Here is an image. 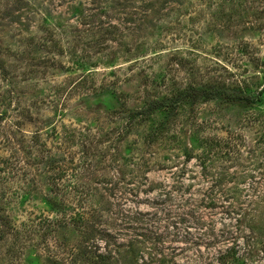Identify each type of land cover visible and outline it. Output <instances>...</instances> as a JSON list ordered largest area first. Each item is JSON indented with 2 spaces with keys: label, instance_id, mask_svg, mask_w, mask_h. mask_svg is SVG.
Returning <instances> with one entry per match:
<instances>
[{
  "label": "rangeland",
  "instance_id": "1",
  "mask_svg": "<svg viewBox=\"0 0 264 264\" xmlns=\"http://www.w3.org/2000/svg\"><path fill=\"white\" fill-rule=\"evenodd\" d=\"M258 4L0 0V264H264V93L152 140L160 112L130 119L190 84L259 91Z\"/></svg>",
  "mask_w": 264,
  "mask_h": 264
},
{
  "label": "trees",
  "instance_id": "2",
  "mask_svg": "<svg viewBox=\"0 0 264 264\" xmlns=\"http://www.w3.org/2000/svg\"><path fill=\"white\" fill-rule=\"evenodd\" d=\"M245 4L248 8H251L252 3L256 5V2L258 3H264V0H244ZM262 10L264 11V7H262ZM246 47V45H245ZM259 62V59L256 61ZM257 64V63H256ZM259 64V63H258ZM264 65V61L261 63ZM264 93V85L260 88L259 91H254L251 89V87L248 86V84L244 81L243 83L237 85H228L224 82H206V83H200L197 85L190 84L184 88L177 89L171 97L161 98V99H153L149 102L146 108L140 109L139 111H135L132 114H130L131 121L136 118V116L139 115H150L154 112H160L161 113V120L157 127L152 131L150 134L151 140L156 138L161 132L164 131L166 126L173 120L176 112L180 108V106L188 105V106H194L199 102H207L211 100H217L223 103L228 104H235L243 107H248L253 104H256L260 101L261 95ZM187 159H189L191 156V153L186 152ZM71 206V205H70ZM72 208L76 206H71ZM71 208V209H72ZM84 212L78 211L77 215L78 220L80 222H86L88 218L87 215H83ZM85 256L86 252H83ZM92 260L93 264H109L110 257L106 254H103L101 252L94 254L93 256L88 257ZM221 264H227L226 257L221 256L220 258ZM233 264V263H232Z\"/></svg>",
  "mask_w": 264,
  "mask_h": 264
}]
</instances>
